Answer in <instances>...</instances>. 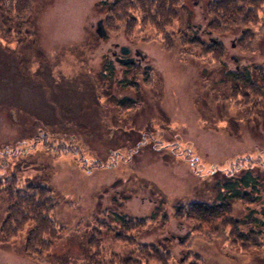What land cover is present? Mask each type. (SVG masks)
<instances>
[{"label":"rangeland","instance_id":"1","mask_svg":"<svg viewBox=\"0 0 264 264\" xmlns=\"http://www.w3.org/2000/svg\"><path fill=\"white\" fill-rule=\"evenodd\" d=\"M105 1L36 0L29 22L0 23V264H264V229L244 224L261 205L234 202L212 237L176 216L177 205L212 203L224 173L264 170V5L248 34H204L214 0H179L162 34L135 11L100 38ZM212 39L220 60L207 53ZM115 44L140 50L151 69L116 62ZM235 70L255 86L227 75ZM34 185L55 207L58 239L40 245L44 258L25 253L31 228L1 234L3 188ZM117 214L142 222L127 232ZM146 246L156 248L147 259Z\"/></svg>","mask_w":264,"mask_h":264},{"label":"trees","instance_id":"2","mask_svg":"<svg viewBox=\"0 0 264 264\" xmlns=\"http://www.w3.org/2000/svg\"><path fill=\"white\" fill-rule=\"evenodd\" d=\"M35 1L0 0V23L3 22L7 27H10L15 23L16 25H24L29 22L33 14ZM177 3H179V0H113L102 2L100 5H104V9L108 10L105 17V24L108 28L117 20L128 22L132 19V16L135 17L133 12L141 11L143 19L148 18L147 21L149 20L162 34L165 27L169 26L172 19L175 18L176 14L173 17L170 14L172 11L175 13L173 5ZM263 5L264 0L211 1L207 6V10L212 18L209 29L212 32H220L224 29L244 25L247 27L244 30L245 32L248 31L246 32L248 34L253 23H257L260 19L259 12ZM161 15L165 16L162 17ZM163 18L165 20H162ZM211 41H215V43L211 48H206L207 53L211 52L215 54V58L217 59L218 57V60H220L222 55H225L223 52L224 48L221 50L217 47L222 44L216 42V40ZM12 42L8 43L7 50L13 51L10 48L11 46L9 47ZM107 66L108 68L112 67L111 64L107 65V63H104L103 68L109 70L106 68ZM232 74L237 83L241 84L240 82H242L244 85L251 84L255 86L252 84L254 80L251 79L248 71L235 70L227 73L230 76ZM131 102V98H124L118 100V106L120 107L125 103ZM3 189L2 191H6L7 193L5 200L8 202V205L6 209L7 216L1 228L2 240L6 242L11 241L17 234L23 233L27 228H31L25 243V253L44 258L42 257L44 251H40V245L47 247L51 243V239H49L51 235L53 238L58 239L54 231V220L50 217V212H53L55 209L53 197H48L50 193L40 185L30 186L29 190L31 192L29 193H24L22 188L7 187ZM263 192L264 170L258 166L241 169L232 174L224 173L216 181V196L212 203L200 200L189 202L184 206L177 205L176 216L193 223V230L197 231L200 235L212 237L221 235L224 232L225 224L232 211L234 202L241 201L247 204V208L250 205H261V210L259 211L251 209L250 213L246 216L248 220L245 219L246 221L244 222V224L252 225L254 228L251 229V232L257 234L258 231L264 229V205L261 201ZM117 215L118 217L114 220L118 221L127 232L136 229L133 223H136L138 220L142 222V219L131 220L130 218L126 219L120 214ZM104 226L107 227L108 224L106 223ZM238 236L242 237V239L248 237L241 233H238ZM132 244L136 245L134 242ZM155 249V246L142 247L139 250V255H143L147 259L148 256L153 255V250ZM97 255L99 254L97 253ZM118 259L122 263L124 262V259L120 257ZM160 259L157 258L156 260Z\"/></svg>","mask_w":264,"mask_h":264},{"label":"flooded vegetation","instance_id":"3","mask_svg":"<svg viewBox=\"0 0 264 264\" xmlns=\"http://www.w3.org/2000/svg\"><path fill=\"white\" fill-rule=\"evenodd\" d=\"M204 34H207V35H211L213 32L211 30H208V29H205L203 30ZM214 40V39H212ZM136 49L135 50H131V53L127 56H124L120 53V47L116 46L114 51L112 52L115 60L117 62L120 63L119 59H125V58H134L135 59V62L131 63L132 66H136V67H139V68H144L147 64L144 65L145 63V58H140V57H137L136 56ZM122 65H124L123 63H120ZM130 65V64H129Z\"/></svg>","mask_w":264,"mask_h":264},{"label":"water","instance_id":"4","mask_svg":"<svg viewBox=\"0 0 264 264\" xmlns=\"http://www.w3.org/2000/svg\"><path fill=\"white\" fill-rule=\"evenodd\" d=\"M96 32H97V34H98L100 37H106V36H107V30H106V28H105V25H104V21H103V19H101V20H99V21L97 22ZM121 51H122V53H123L124 55H128V54L130 53V48L127 47V46H123V47L121 48ZM136 54H137V56H142V57H143V54H142V52H140V51H137ZM119 61L122 62V63H126V64H128V63H133V62H135V59H133V58H127V59H119ZM150 68H151L150 66H147V67H146V69H150Z\"/></svg>","mask_w":264,"mask_h":264}]
</instances>
